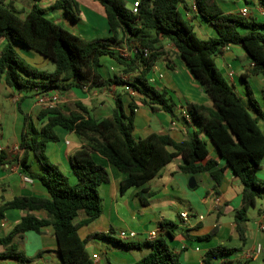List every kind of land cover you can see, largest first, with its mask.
Returning a JSON list of instances; mask_svg holds the SVG:
<instances>
[{"label": "trees", "instance_id": "1", "mask_svg": "<svg viewBox=\"0 0 264 264\" xmlns=\"http://www.w3.org/2000/svg\"><path fill=\"white\" fill-rule=\"evenodd\" d=\"M98 1L106 10L110 34L86 40L49 17L39 0H33L25 17L12 3L0 0V38L6 39L0 51V81L19 90L36 88L38 95L52 91L61 95L74 86L101 88L127 84L141 94L143 105L174 114L175 104L168 92L156 88L148 78L156 60L167 53L159 44L163 38L177 48L179 56L210 97L212 106L197 102L185 105L198 130L182 141L160 133L136 138L134 120L139 104L132 99L130 113H126L121 96L116 97L112 114L103 118L91 115L81 101H75L78 108L75 111L58 104L41 108L36 118L24 113L19 151L9 160L7 152L1 149L0 166L13 160L18 162L22 172L40 181L49 195L0 200V217L9 209L28 211L8 234L0 237V245L6 248L0 258L16 260L9 264H26L32 259L20 248L16 238L28 231L42 232L51 225L58 242L60 264H98L87 250V240L78 233L82 225L90 224L102 214L99 187L110 181L107 168L93 153L105 157L127 174L121 182L122 192L133 186L139 188L137 195L143 205H148L154 194L144 185L177 156L184 160L180 169L189 175L210 172L216 189L221 185L225 170L231 169L243 185L242 203L236 209L235 222L245 239L248 210L256 206L258 198L264 199V180L258 176L264 159V132L260 126L264 112L253 98L248 82L251 74L264 78V21L240 13H225L216 0H195L199 14L218 33L217 37L204 39L197 35L192 22L185 19L180 10L185 0H141L137 13L127 0ZM260 2L264 6V0ZM79 5L77 0H57L53 7L77 20ZM15 44L42 54L55 64V69L48 71L32 66L19 54ZM120 44L127 47L129 55L116 49ZM229 45H242L252 62L242 78L247 83L255 115L215 63L214 56L224 53ZM103 56L115 59L123 73H135L134 81H126L118 74L104 77L99 71ZM57 126L75 132L85 142L71 156L78 178L74 184L47 153L48 143L60 140L55 130ZM201 133L218 149L224 166L211 156L208 140L202 138ZM35 160L41 167L39 173L32 172ZM37 210H45L48 217L38 216L33 212ZM81 211H85L86 217L76 222ZM160 226L163 232L145 243L150 246V252L132 264H181L180 252L169 243L176 224L163 219ZM216 231L217 226L199 238L210 239ZM95 236L106 237L128 250L143 247V243L105 233L89 238ZM234 250L223 244L212 247L204 253V264H248L242 258H230ZM262 261L264 264V253Z\"/></svg>", "mask_w": 264, "mask_h": 264}, {"label": "crops", "instance_id": "2", "mask_svg": "<svg viewBox=\"0 0 264 264\" xmlns=\"http://www.w3.org/2000/svg\"><path fill=\"white\" fill-rule=\"evenodd\" d=\"M56 1L39 0V4L46 9V14L55 22L65 25L66 28L86 40L110 34L106 10L98 0H77L80 4L79 14L76 13L77 20L63 10L54 8L53 5ZM127 1L129 7H132L134 0ZM32 2L33 0H6V3L14 5L22 17L26 16ZM216 2L225 13H240L242 8L248 7L250 10L248 18L264 21V6L260 0H216ZM180 10L186 19L193 23L200 38L218 36L216 29L199 14L195 0H185V3L180 6ZM49 11L54 13L49 15ZM5 44L6 39L1 37L0 51ZM159 44L167 50V53L156 60L148 78L156 88L168 92V96L175 104L174 114L143 105L140 102L141 94L127 84L101 88L74 86L61 95L60 104L65 105L68 110L75 111L78 109L75 101H81L89 108L91 115L103 118L112 114L117 96H121L126 113H130L129 102L134 99L139 104L135 109L134 120L136 138H145L152 133H160L169 134L176 141L186 139L198 130V126L188 115L185 105L189 102H197L212 106V101L188 65L179 56L174 44L163 38ZM116 49L125 55L130 53L124 44L116 46ZM23 50L31 56L34 54L30 49ZM40 60H43L44 63L47 62L42 57ZM104 60L107 61L105 66ZM214 60L221 74L224 77L227 76L228 82L236 88L251 113L255 115L247 83L242 78V74L252 66L244 47L229 45L224 53L214 56ZM99 71L104 77L118 74L124 79L128 78V74L122 72L119 63L109 56L102 57ZM248 82L253 98L264 112V78L260 74H251L248 77ZM37 93L36 88H32V92L29 89L19 90L0 81V150L4 149L7 152L9 160H12L19 151L24 113L36 118L41 109L36 102ZM260 126L264 132V118L260 120ZM55 130L60 140L49 142L47 153L74 184L78 178L72 167L71 156L85 142L73 131L60 126H57ZM200 136L208 140L211 156L219 159L220 166H224L225 161L221 159L215 145L205 133H201ZM168 149L174 150L172 147H168ZM93 157L107 168L110 181L99 187L103 204L102 214L90 224L82 225L78 233L82 239L87 240V250L96 263L132 264L139 260L151 250L150 246L145 244L150 240V235L152 233L160 235L163 232L160 222L163 219H168L176 224L174 237L169 238V243L174 250L180 252L181 264H204V253L220 244L236 249L234 251L241 248L242 252L235 258L260 261L259 264H263L262 254L264 251L256 258H247L244 254L258 243H261L264 249V241L257 234L260 222L264 221V209L258 208L260 209V218L257 220V229L256 225L255 227L250 225L251 209L248 210V220L244 223L246 238L243 239L235 222L236 209L242 203L243 185L231 169L225 170L221 185L216 189L210 172L189 175L180 169L184 160L182 156H177L144 185L154 194L150 198V203L143 205L137 195L139 188L133 186L122 192L121 182L127 177L126 173L98 153H93ZM39 172L41 169L36 173ZM25 176L19 163L14 160L0 166V200L11 199L14 196L46 197L49 195L47 188L40 181L33 178L32 181H27ZM258 176L264 180V159ZM191 177H194L196 182L194 187L190 186ZM260 201L261 198H258L256 206ZM27 212L18 209L7 210L5 216L0 217V237L8 234ZM33 212L40 217H48L45 210ZM183 212L189 213L188 219L182 218ZM85 217V211H81L76 222ZM216 226L217 231L210 239L199 238L212 232ZM127 229L137 232V236L131 240L143 243L142 248L128 250L106 237L89 238L91 235L101 233L116 237L120 230ZM16 241L24 251L28 246H32L34 249L33 253L37 259L30 260L27 264H33V262H35L34 264H44L46 257L51 252L60 256L54 228L51 225L43 228L42 232L28 231L22 237H17ZM5 249V246L0 245V253ZM94 255H98V257L95 258ZM230 258L232 257L230 256ZM15 262L16 260L12 258H0V264Z\"/></svg>", "mask_w": 264, "mask_h": 264}, {"label": "rangeland", "instance_id": "3", "mask_svg": "<svg viewBox=\"0 0 264 264\" xmlns=\"http://www.w3.org/2000/svg\"><path fill=\"white\" fill-rule=\"evenodd\" d=\"M128 3V1H127ZM54 12L53 11H49V15H52ZM184 16V15H183ZM184 18L186 19V17L184 16ZM193 24V23H192ZM65 26V25H64ZM195 30V29H194ZM196 32V31H195ZM198 35V34H197ZM15 47L16 49L18 50L19 54L29 63L31 64L32 66H35L39 69H45V70H53L54 67H55V64L49 60L48 58H46L45 56H43L42 54L30 49V48H27L25 46H22V45H18V44H15ZM23 49H30L32 50V52L34 53L32 56L25 53V50ZM38 55V56H37ZM42 58L46 59L47 62L44 63L43 60H40ZM107 63V61L104 60V66L105 64ZM124 74H128V78H126L125 80L126 81H129V82H133L134 81V77H135V73H124ZM225 78L227 80H229L227 78V76L225 75ZM230 83V82H229ZM231 84V83H230ZM232 85V84H231ZM131 87V86H129ZM30 92H32V89H29ZM61 95H63V93H61ZM41 167L39 165V163L35 160L33 165H32V172H38V170H40ZM258 208H263L264 209V199L260 201V203L257 205V206H252L250 207V213H251V216H250V225L252 227H255L256 225V229H257V220L260 218V209ZM129 230V229H127ZM121 231V230H120ZM257 234H259V237L262 238V240L264 241V230H261V229H257ZM116 238H120L119 235L116 236ZM135 238V237H134ZM134 238H128L127 240H131V239H134ZM125 240V239H124ZM34 249L32 246H28L27 249H25V253H27V255L34 261L36 260L37 258L35 257V253H33ZM242 252V249H238L237 251H235V253L231 254L230 256L232 258H235L237 256V254L239 255L240 253ZM60 256L58 255H54L52 252L50 254H48V257H46L45 261H44V264H58L60 263ZM248 264H259L260 261H253V260H245ZM28 263V262H27ZM26 263V264H27ZM35 262H33L34 264Z\"/></svg>", "mask_w": 264, "mask_h": 264}, {"label": "built area", "instance_id": "4", "mask_svg": "<svg viewBox=\"0 0 264 264\" xmlns=\"http://www.w3.org/2000/svg\"><path fill=\"white\" fill-rule=\"evenodd\" d=\"M141 0H134L133 1V5H132V9L134 11V13L138 12V7H139V2ZM240 14L244 17H249L250 14V10L248 7H244L242 8V10L240 11ZM61 95L59 94V92L57 91H52V92H48V93H41L37 96L36 102L37 105H39L41 108H47V107H54L57 106L58 104L61 103ZM25 179L27 181H32V178L29 176H25ZM182 218L184 219H188L189 218V213L188 212H183L181 214ZM259 228L261 230H264V221L260 222L259 224ZM118 235L120 237V239H125L127 240L128 238H134L137 236V232L134 230H121L118 232ZM158 235L157 233H152L150 235V240L156 238ZM264 249L263 246L261 245V243L256 244L255 246H253L251 249L247 250L245 252V256L247 258H256L259 257L262 253H263ZM95 258L98 257V255H94Z\"/></svg>", "mask_w": 264, "mask_h": 264}, {"label": "water", "instance_id": "5", "mask_svg": "<svg viewBox=\"0 0 264 264\" xmlns=\"http://www.w3.org/2000/svg\"><path fill=\"white\" fill-rule=\"evenodd\" d=\"M195 184H196V182H195L194 177H191V179H190V186H191V187H194Z\"/></svg>", "mask_w": 264, "mask_h": 264}]
</instances>
